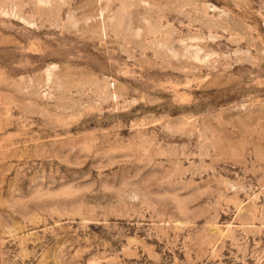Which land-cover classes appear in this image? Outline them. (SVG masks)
<instances>
[{
  "label": "rangeland",
  "instance_id": "rangeland-1",
  "mask_svg": "<svg viewBox=\"0 0 264 264\" xmlns=\"http://www.w3.org/2000/svg\"><path fill=\"white\" fill-rule=\"evenodd\" d=\"M0 264H264V0H0Z\"/></svg>",
  "mask_w": 264,
  "mask_h": 264
}]
</instances>
